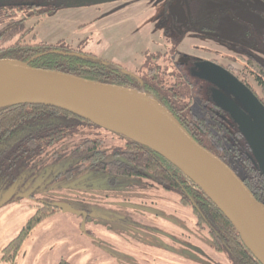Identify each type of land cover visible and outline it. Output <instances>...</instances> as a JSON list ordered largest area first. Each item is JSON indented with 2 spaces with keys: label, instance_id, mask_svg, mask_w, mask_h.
Masks as SVG:
<instances>
[{
  "label": "flooded vegetation",
  "instance_id": "af4514ba",
  "mask_svg": "<svg viewBox=\"0 0 264 264\" xmlns=\"http://www.w3.org/2000/svg\"><path fill=\"white\" fill-rule=\"evenodd\" d=\"M5 1L0 0V9L1 7L4 8ZM20 1V4L16 5L18 9L14 10L11 7L8 9L9 11L6 10V13L15 14V12H18L19 20L23 21V23L32 21V27L34 28H37L42 21L55 17L63 8L66 9L65 1H62L61 3L63 4L61 5L49 3L60 0ZM204 1L209 3L210 0H149L152 6L145 9L152 12L150 21L152 26L150 33L152 37L148 36L149 39L145 43L141 60L139 63L134 62L132 64L131 62L129 67L112 61L109 62L115 65L118 73L125 76L124 81L128 85L127 87L141 90L157 99L192 136L199 137L198 125L201 121L207 122L209 131L220 132L224 138L225 147L222 148L223 152L215 149L216 155L249 186L251 183H259L257 176H262L260 175L262 173L259 170L255 157V146L258 144L257 138L261 136L257 127L258 119L251 113L252 111L249 110L248 104L241 99L234 89L226 85L224 79L211 65L220 67L233 75L264 105V9L261 16H259L261 20L258 21L255 18L258 14L251 5L253 2L243 4L245 6L249 5L247 8L250 9L251 7V12H248L249 15H243L244 18L239 17L245 22L250 23L249 28L241 30L239 27L232 28L228 25L224 26L220 24L218 16H202L203 9H206V7L203 8ZM232 1L234 3L229 8H238L240 0ZM174 3L184 5L187 9L188 21L181 28H178L177 23L179 21L176 16L168 12L169 8L167 6ZM93 4L95 3L87 5L92 6ZM87 5L80 6L85 7ZM125 6L122 5L117 8ZM95 7H98L99 10L102 9L100 5H96ZM196 15L198 18L195 17ZM2 22L3 17H0V24ZM29 29L32 30V28ZM2 33V30H0V35ZM35 35L37 36L38 34ZM21 36H26V33L21 34ZM60 46L72 52H83L70 48L66 44H60ZM4 48L6 47L0 48V55L5 54L1 51ZM93 55L98 57L95 54ZM98 58L103 59L101 57ZM238 108L249 115L252 123H249L240 115L241 113ZM116 136L120 137L118 134ZM120 138L123 139L121 146H115L111 151H108L103 146L104 140L102 141L99 138L102 141L101 157L103 159L97 162V164L102 170L98 171L97 175H94L93 171H84L83 173L87 176L78 175L77 180L81 181L77 184L75 192H82L87 197L83 198L85 202H83L84 200H79L80 204L84 203L83 208L76 210L66 203L78 212V214H71L79 218L82 236L96 242L97 248L101 253L103 252L102 261L98 262L101 256L99 255L97 261L92 260L85 264H102V262H105L104 260L109 258L111 260H107L106 264H127L126 258L129 256V253L127 255L125 253L126 256L124 252L111 253L109 249L104 247L106 244L103 245V242H112L106 238L105 234L112 232L113 229L115 232L119 231L120 228L133 231L136 226L141 229L142 234L140 237H143V240H139L140 237H136L137 239L131 241L134 246L133 249L136 248L137 258L128 259V264H182L180 258H183V261L190 260V262L198 264L196 261L198 254L196 252L201 251L203 253L205 251L206 253V250L208 251L206 257L209 264V256L213 257L216 253L209 246V241L204 237L205 235L201 232L202 236L204 235L203 238L206 239L208 247L204 246L205 250L203 249V251L196 250V247L190 246L189 254H186V256H190L191 258H185V260L182 256V248L180 247L181 241L179 243V238L173 234L174 228H169L167 224L161 223L167 214H170L168 213L169 207L167 204H163V201L160 203L153 199L158 197L161 200V197L165 195L174 213L180 211L182 214L181 210H186V215H191V217H188L186 223H190L193 230L197 232L198 230L195 227L196 214L187 204V202H190L191 206L198 207L195 203L198 199L197 189L193 190L194 188L190 185L189 179L179 177L177 173L174 176L171 175V172L170 174L168 173L172 183L176 185L175 192L168 195L165 192L167 182H165L164 177L159 182L156 180V177L146 175L140 177H120L112 175V173H117L116 169H113L112 171L114 172H110L111 174H109L103 168L115 167L116 164L122 166L120 162L126 161L123 154H121V149L126 143V138L123 136ZM146 154L148 153L146 152ZM158 162L162 166L160 172L162 170L164 173H167L165 161L159 160ZM75 166L78 165L73 162V167L66 169L63 174L69 172V170L71 171V169L73 170ZM251 170H254L255 174H251ZM22 173H24V170H19L12 177L14 179L11 178L9 182L1 183L0 202L3 200L9 202L20 193L22 185L27 184L28 181L24 179V175L21 177ZM33 174H35L34 171ZM120 178L123 179L122 181L133 180L127 184L134 191L133 193H129L130 197L126 194L119 195V192L124 191L127 186L123 182L120 183V187L116 186L121 180ZM38 182H40L38 187L29 188L30 190L26 189L27 191L23 190L24 192L20 193V196L28 194L27 198L30 196L34 197L35 192L43 185L41 181ZM116 190L120 191L116 194L107 193ZM189 190L191 191L190 193ZM98 193H102V195L99 197ZM111 196H114V198H111ZM170 197H174V203L169 202ZM184 198L186 199V203L183 200ZM131 200L135 204H132ZM41 202L36 205L35 213L28 219L20 233L1 249L0 261L16 264L21 259L23 252L17 251V240L24 228L27 227L30 219L37 214H49L51 216L56 211L61 210L53 206V204H56L54 201ZM140 204L145 209L138 208ZM108 205L118 207V211L122 212L124 217L135 218V222H140L141 224H134L135 222L131 220H127L131 223L127 224L126 220L119 218L120 216L118 217L117 210L108 211L107 213L106 210L108 208L105 207H108ZM181 214L180 217L182 218L183 214ZM144 216L151 218V220L145 219ZM152 217L157 220L160 219L161 222L154 220ZM144 221L153 223L152 229L147 228L149 225H144ZM150 231L155 235H159L157 241L145 242V237L148 238L151 235ZM102 235L107 240H103ZM197 235L198 240H201L199 233ZM6 255L9 257L14 255V262H7L3 259ZM64 262L70 264L65 259L61 260L59 264ZM199 262L201 261L199 260Z\"/></svg>",
  "mask_w": 264,
  "mask_h": 264
},
{
  "label": "rangeland",
  "instance_id": "374dc122",
  "mask_svg": "<svg viewBox=\"0 0 264 264\" xmlns=\"http://www.w3.org/2000/svg\"><path fill=\"white\" fill-rule=\"evenodd\" d=\"M62 1L66 2V9L63 8L55 17L42 21L37 28H34L32 27V21H27L25 23L20 21L18 12L14 11L15 14L6 13V10L9 11L8 9L11 7L14 10L18 9L16 5L20 4L21 1L6 0L4 8L1 7L0 9V17H3V22L0 24V30L3 32L2 35H0V48L13 45L16 41H25V43L32 44L42 42L53 45L66 44L70 48L95 54L105 60L126 67H129L131 62L132 64L134 62L139 63L143 55V50L145 49V43L148 42V36L152 37L150 33L152 28L150 23L152 12L145 9L146 7L152 6L149 0L103 1L101 4H96V2H93L94 0H60L49 3L61 5L63 4L61 3ZM249 2L255 1L240 0L238 2V8L231 9L229 6L234 3L232 0H210L209 3L204 1L203 8L206 7V9H203L202 16H218L220 20L219 23L224 26L228 25L232 28L239 27L241 30L249 28L250 23L239 18H244L243 15H249L247 6L243 5ZM92 3L95 4L92 6L87 5H91ZM256 3L257 2L251 5L258 14L255 18L260 21L261 19L259 16H261L264 6ZM80 5L87 6L83 7ZM96 5L102 6V9L99 10L98 7H95ZM122 5L126 6L117 8ZM167 7L169 8L168 12L176 16L179 21V23H177L178 28H181L188 21L186 6L174 3ZM235 13L237 14L233 15ZM195 17H197V15ZM29 28H32V30ZM23 33H26V36H21ZM35 34L38 35L36 36ZM85 137L101 138L102 141L104 140L103 146L108 151H111L115 146H121L123 143V139L117 137L116 134H112L100 128H88L71 137L63 138L49 146L44 153V159L40 160L38 165L36 164L37 167L35 168H37V170H35V168H26L21 176L23 177L24 175V179L28 182L25 185L21 184L20 193L24 192L23 190L27 191L26 189L30 190L36 188L40 185L38 181L42 182L43 185L35 192L34 197L30 196L24 198L20 196L19 193L16 197L12 198V200L4 202L3 205L0 206V257L1 249L20 233L28 219L35 213L37 208L36 205L42 203L41 201H54V203L62 204L67 203L76 210L78 208H83V202H85L83 198L87 197L82 192H75L77 184L81 180H77L78 176L74 174L66 175L72 173L70 170L66 174H63V172L73 167V160L70 157L71 149ZM216 149L219 152H223V149L220 147ZM33 171L35 174H33ZM79 176L87 175L82 173ZM122 180L123 179H121L116 186L120 187L121 182L126 186L130 181H133ZM119 191L120 190L109 191L107 193L116 194ZM133 192V188L127 185L124 191L119 192V195L126 194L130 197L129 193ZM101 195L102 193H98L99 197ZM111 198H114V196H111ZM161 198V200L158 197L153 199L160 203L163 201L165 205L167 204L170 209L168 213L170 214H167L162 222L160 219L157 220L154 217L152 218L167 224L169 228H174L175 231L173 234L179 238V243L181 241L180 247L182 248L181 251L184 259L191 258L190 256H186V254H189L190 246L196 247V250H203L204 246L208 247L205 241L206 239L199 233L200 239L204 240L200 242L201 240L197 238L198 233L193 230L190 223H186L188 217H191V215H186V210H181L183 215L180 211L174 213L165 195ZM79 200L84 201L80 204ZM174 201V197H170L169 202L174 203ZM131 203L135 204L132 200ZM105 208H108L106 210L107 213L108 211H118V207H111L108 205V207ZM138 208L145 209L142 204H140ZM118 217L126 220L127 224H131L127 220L135 222V218L124 217L122 212L119 211ZM144 218L151 220V218L146 216H144ZM134 224L140 225L141 223L135 222ZM152 224L151 222L144 221V225H149L147 226L149 229H152ZM141 234V229L137 226L133 231L120 228L119 231L115 232L113 229L112 232H107L105 234L106 238L110 239L112 242L105 241L103 245L106 244L104 247L109 249L111 253L124 252V255L125 253L126 255L129 253V256L126 258V263L128 264V259L132 260L137 258V253L135 252L136 248L133 249L134 246L131 241L139 238ZM150 234L148 238L145 237V242L157 241L159 235H155L151 231ZM102 238L103 240H107L103 235ZM139 240H143V237H140ZM24 248L27 249L28 252L24 259H20L16 264H59L63 259L68 260L70 264H85L88 261H97L99 255L101 256L98 262L103 260V252L101 253L97 248L96 242L82 236L79 218L74 214L64 213L62 210H58L51 216L47 215L41 219L39 225L26 239L23 247L20 249L21 253H24ZM207 252L206 250V253ZM206 253L205 251L203 253L201 251L196 252V254H198L196 260L198 264H208ZM209 257V264H235L228 256L223 254H214L213 257ZM180 259L182 264H194V262H190V260L187 261L185 259L186 261H183V258ZM107 260L111 259L104 260L105 262H102V264H106ZM199 260L203 263L199 262ZM0 264L10 263L0 261Z\"/></svg>",
  "mask_w": 264,
  "mask_h": 264
},
{
  "label": "water",
  "instance_id": "95a60500",
  "mask_svg": "<svg viewBox=\"0 0 264 264\" xmlns=\"http://www.w3.org/2000/svg\"><path fill=\"white\" fill-rule=\"evenodd\" d=\"M118 1V0H102ZM244 100L258 119L255 146L264 174V105L233 75L211 65ZM13 105L47 106L68 112L109 132L149 148L196 184L233 225L253 256L264 264V203L216 154L202 146L177 118L151 96L136 89L36 68L14 59H0V109ZM239 109V108H238ZM240 110V109H239ZM249 123V115L240 110ZM27 197L28 194L22 195ZM5 202H0V205ZM64 213H75L56 203ZM27 249L21 259H24Z\"/></svg>",
  "mask_w": 264,
  "mask_h": 264
},
{
  "label": "trees",
  "instance_id": "16d2710c",
  "mask_svg": "<svg viewBox=\"0 0 264 264\" xmlns=\"http://www.w3.org/2000/svg\"><path fill=\"white\" fill-rule=\"evenodd\" d=\"M257 1L264 5V0ZM1 51L5 54L0 55V59L14 58L27 62L36 68L57 70L91 80L128 86L124 81L125 76L118 73L114 64L100 59L92 53L72 52L65 47H61L60 44L53 45L45 42L30 44L25 43V41H18L16 44L6 47ZM138 91L145 93L141 90ZM88 128L100 127L56 108L31 105H13L1 108L0 185L6 181H11L10 179L19 170L37 167L40 160L44 159V153L49 146ZM198 132L199 137L196 138L194 135L192 137L214 154H216V148L225 147L222 134L220 132L209 131L206 121H201L198 125ZM125 140L126 143L121 149V154H123L126 161L120 162L122 166L116 164L115 167L103 168L109 174H111L110 172H114L112 171L113 169H116L117 173H112V175L120 177H140L146 175L156 177L158 182L162 181L164 177L165 182H167L165 186L167 195L175 192L176 189V185L172 183L168 173L170 174L171 172L172 176L177 173L179 177L187 179L176 167L149 148L131 140ZM101 147L102 141L99 138L85 137L81 139L70 152L71 159L78 166H75L73 170L71 169L72 173L69 174L67 172L68 174H64L78 176L84 171H93V174L97 175V172L102 170L97 164V162L103 159L101 157ZM159 160L165 161L167 173H164L162 170L160 172L162 166L159 165ZM251 174H255V171L251 170ZM260 175L262 176H257L259 183H251L248 187L257 200L264 203V174ZM188 181L194 188L193 190L196 188L198 192V199L195 201L198 206L197 208L191 206L190 202H187L196 214V230H198L197 232L200 235L202 233L205 235L203 236L208 239L209 246L214 253L228 256L235 264H261L253 256L233 225L220 210L196 184L191 180ZM183 200L186 203V199L184 198ZM47 215L49 214H37L30 219L27 227L24 228L17 240V251L23 247L26 239L33 232V228L38 226L40 220ZM3 259L7 262H14V255L12 257L6 255Z\"/></svg>",
  "mask_w": 264,
  "mask_h": 264
},
{
  "label": "crops",
  "instance_id": "0c3cea01",
  "mask_svg": "<svg viewBox=\"0 0 264 264\" xmlns=\"http://www.w3.org/2000/svg\"><path fill=\"white\" fill-rule=\"evenodd\" d=\"M255 2H257V3H259V4H261V6L263 5L261 2H258L257 0H254ZM255 2H253V3H255ZM256 3V4H257ZM246 6H249V5H246ZM264 6V5H263ZM248 12H251V7H250V9H248ZM254 14V13H253ZM255 15V14H254ZM256 16V15H255Z\"/></svg>",
  "mask_w": 264,
  "mask_h": 264
}]
</instances>
